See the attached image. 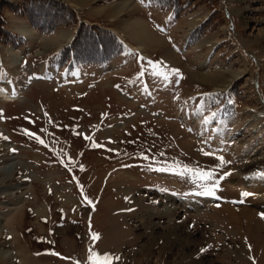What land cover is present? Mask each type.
<instances>
[{
	"label": "rangeland",
	"instance_id": "1",
	"mask_svg": "<svg viewBox=\"0 0 264 264\" xmlns=\"http://www.w3.org/2000/svg\"><path fill=\"white\" fill-rule=\"evenodd\" d=\"M0 92V264H264V0H0Z\"/></svg>",
	"mask_w": 264,
	"mask_h": 264
},
{
	"label": "snow or ice",
	"instance_id": "2",
	"mask_svg": "<svg viewBox=\"0 0 264 264\" xmlns=\"http://www.w3.org/2000/svg\"><path fill=\"white\" fill-rule=\"evenodd\" d=\"M138 2L142 3L144 2V0H138ZM160 31H163L162 28L159 29ZM135 55V54H133ZM177 76L179 75V70H173ZM178 82V81H177ZM47 115V114H46ZM34 123V122H33ZM41 131H44V129H42ZM26 135L32 136L34 134L32 133H28L25 132ZM37 141L39 143H43V141H40L39 138L37 137ZM111 142V141H109ZM207 142V141H206ZM93 147H97L96 144H93ZM12 151H15L14 149ZM220 151H222V149H220ZM203 152V150H202ZM204 155H214L213 151H208V152H203ZM144 159H147V157H143ZM215 159L219 162L216 166V168H220L222 169L223 167H225L227 164H230V161H225L223 159L222 156H215ZM179 167V166H178ZM188 166H184V168H187ZM81 170H83V168H81ZM152 170V169H149ZM165 168H159L156 169V171H165ZM199 172V176L201 179V186L203 187V191L199 192V195H204V196H213L215 191L218 190V181L215 179L216 176V169H209L207 171L204 170H198ZM176 175H179L183 178L184 173L183 172H176L173 173ZM231 175V172H226L224 173V177ZM257 178H261L264 179V176H261L259 174H256ZM224 177H221V179H223ZM249 195H252L248 192H242L241 193V202H243V199L248 197ZM264 218V217H262ZM93 239H96V237H93ZM251 250V249H250ZM113 259H115L116 261H119V257H113L107 253L105 254H98L97 252L93 251L91 248L88 250L87 252V259H86V264H111V262L113 261Z\"/></svg>",
	"mask_w": 264,
	"mask_h": 264
},
{
	"label": "bare ground",
	"instance_id": "3",
	"mask_svg": "<svg viewBox=\"0 0 264 264\" xmlns=\"http://www.w3.org/2000/svg\"><path fill=\"white\" fill-rule=\"evenodd\" d=\"M4 1H7V2H13L15 0H4ZM73 8V7H72ZM75 9H78L77 7ZM124 11V10H123ZM132 30V34L133 36L139 41V44L137 47H133L130 45V48L132 50H135V51H138V52H143L144 51V44H149L151 45V37L147 36L146 33H147V30L146 28L141 24V23H136L134 25H132V27L130 28ZM31 33L32 32H26V31H21V35H23L24 37H30L31 36ZM60 39V38H59ZM73 40V37H70L68 38L67 40V44L70 43L71 41ZM82 40V39H81ZM82 42V41H81ZM217 42V41H216ZM49 43V42H48ZM56 44H57V41H56ZM59 44V43H58ZM65 45L64 47L68 46V45ZM145 44V45H146ZM55 46V44H53ZM128 45V44H127ZM129 46V45H128ZM147 47V46H146ZM61 48V47H60ZM89 55V54H88ZM202 67V66H201ZM194 77V76H193ZM202 77L198 76L196 77L197 80L200 81ZM236 79V78H235ZM237 80V79H236ZM234 82V81H233ZM1 96L0 98L1 99H6L5 102H11V100L8 99V97L6 96V94L4 92H0ZM257 118V117H256ZM255 119V118H254ZM264 160V156H260L259 158H257V161H261ZM257 164V163H255ZM250 168V167H249ZM240 186H246L249 187L251 190H254L255 192L256 191H262L264 192V184H257V183H250V184H244V182H240L239 183ZM263 194V193H262ZM148 226H152L153 224L150 222V223H147ZM1 226H0V238L2 237L1 235ZM10 256V252L9 251H6V250H0V261H3L5 259H7L8 257Z\"/></svg>",
	"mask_w": 264,
	"mask_h": 264
},
{
	"label": "trees",
	"instance_id": "4",
	"mask_svg": "<svg viewBox=\"0 0 264 264\" xmlns=\"http://www.w3.org/2000/svg\"><path fill=\"white\" fill-rule=\"evenodd\" d=\"M56 21H57V20H55V22H56ZM38 26H39V25H38ZM39 27H40V26H39ZM76 37H77V36H76ZM76 37H75V40H74V42L76 41ZM78 41H79V40H78ZM74 42H73V43H74ZM80 56H81V55H80Z\"/></svg>",
	"mask_w": 264,
	"mask_h": 264
}]
</instances>
